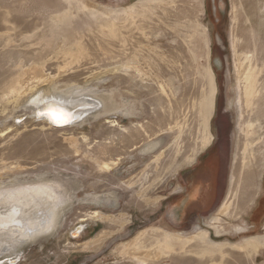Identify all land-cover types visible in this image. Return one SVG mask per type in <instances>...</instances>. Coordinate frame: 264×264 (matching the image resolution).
I'll return each instance as SVG.
<instances>
[{"label": "rangeland", "instance_id": "374dc122", "mask_svg": "<svg viewBox=\"0 0 264 264\" xmlns=\"http://www.w3.org/2000/svg\"><path fill=\"white\" fill-rule=\"evenodd\" d=\"M235 35L264 66V0H0V199L52 193L0 264H264V92L237 89ZM48 89L90 105L52 127Z\"/></svg>", "mask_w": 264, "mask_h": 264}, {"label": "bare ground", "instance_id": "6f19581e", "mask_svg": "<svg viewBox=\"0 0 264 264\" xmlns=\"http://www.w3.org/2000/svg\"><path fill=\"white\" fill-rule=\"evenodd\" d=\"M91 5L92 4H90V6ZM94 8H97V6ZM116 29L117 28L115 25H112L110 28V30L113 33H116ZM237 41H238V38L236 36L233 39V46H234L236 56L238 58V61H237V81L239 84V86H238L239 88H237V89L238 90L242 89V91L244 93L243 99L245 98L246 105H253L254 103H256V99L258 97H260L261 93L264 92V66H261L259 68V64L254 62L255 59L253 60V54L249 53L250 51H247V52L243 51L242 54H240L238 51H236ZM65 53H66L65 51L63 53H61L62 56L65 55ZM258 55L260 56L261 53L259 52L257 54V56ZM74 56L76 57V55H74ZM258 59H256V60H258ZM73 60H75V58H73L72 61ZM210 75H211V81H212V88L213 89H212L211 97L209 98V100L207 102L204 103V112H205L206 126H207L209 133H210V137L212 139L213 134L209 130V120H210V118L212 116V112L214 110L215 93L217 91V86H216L215 78H214V72H213L212 68L210 69ZM40 76H41V73H40ZM29 86H30V84H29ZM39 87H41V85ZM22 88H23V86L19 83V80H18L17 82L14 83V86L11 87V90H13L15 92H19ZM49 90L50 89H48L45 93H41L38 96V100H37L38 103L36 104V106H33V107H35L37 113H39V111L41 109H45L48 107V110L50 113L47 114L46 117L41 118L37 114L35 117L37 119H43L44 121H46L48 123V125H50L52 127H55V128L67 127V126L59 125L58 119L68 117V112L73 110V109H76V108L78 110L77 114L83 115L87 111V108L85 109L83 106L90 105V103H88L86 99H83L81 97L75 98L73 96H70V94L73 92V91L71 92V90L69 93L63 92L64 94L56 93V92L52 93V91L50 93ZM28 92H30V91H28ZM243 105H245V104L243 103ZM81 106L84 109H80ZM61 108H63L64 110H60ZM249 126H251V125H249ZM251 132H252V130H251ZM255 133H258V132H256V131L252 132V134H255ZM260 138L261 137L256 139L254 142L252 141V143H250L249 145H246L244 151L246 152V150L249 148V146L252 147V150H253V146L255 145L256 142L261 140ZM211 139H208L209 143L211 142ZM254 156H255V154L253 155V153H252V158ZM245 159H246V157H244V160L241 162V164L245 163ZM241 164H240V172L238 173V177H236V175H234V181L236 182L237 188H240V193L242 194V197H244L243 195H246L248 193V190H249V195H252V193H253L252 183L255 181V175H254V171H251V170L248 172H245V171L242 172V170H241L242 165ZM106 165H105L106 168L109 167L108 165L107 166ZM45 193H47L46 194L47 196L52 195L51 190L48 189L47 187H43V186L35 187L33 189H28L27 187L25 189H20L16 193V196H14L11 193H3L2 194V198L0 199V256H1V258H5V257L7 258L8 256L14 254V250L17 248L20 241L22 239L27 238V236L30 235V232L32 231V229L34 227H36L35 224L38 225L40 223V222L38 223V219L47 218L46 216H48V213H50V211L45 210L41 214L40 208L35 207L37 205H41L39 198H41L42 195H44ZM17 194H20L21 197H19V195H17ZM241 200H242V206L245 205V200H246L245 197ZM229 206L230 205H228V207L226 205H224L221 208L220 213H222V214L226 213ZM206 234L207 233L204 232L202 237L205 238ZM176 237L179 240L182 239V236H176ZM166 244L170 247V243H166Z\"/></svg>", "mask_w": 264, "mask_h": 264}, {"label": "water", "instance_id": "95a60500", "mask_svg": "<svg viewBox=\"0 0 264 264\" xmlns=\"http://www.w3.org/2000/svg\"><path fill=\"white\" fill-rule=\"evenodd\" d=\"M60 110H64V109L61 108ZM49 113L50 112H49L48 108H45V109H41L39 111V113H37V115H39L41 118H43V117H46V115L49 114ZM77 113L78 112H76V110L69 111L68 112V117L58 119L59 125H62V126H71V125H73L78 120V116H80ZM84 228H85L84 226H78L75 230L72 231L71 234L74 237L79 236L82 233V231L84 230ZM10 261H11V263H16V259H10Z\"/></svg>", "mask_w": 264, "mask_h": 264}]
</instances>
